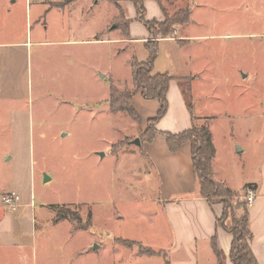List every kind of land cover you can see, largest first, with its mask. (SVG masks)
Listing matches in <instances>:
<instances>
[{"label":"rangeland","instance_id":"obj_1","mask_svg":"<svg viewBox=\"0 0 264 264\" xmlns=\"http://www.w3.org/2000/svg\"><path fill=\"white\" fill-rule=\"evenodd\" d=\"M29 1L31 11L27 18L24 0L12 4L13 17L8 22L3 20L2 26L8 31L2 39L24 40L26 37L41 41L32 46L28 83L19 103L31 115V128L23 141L30 147L33 171L35 228L25 243L30 263L164 264L162 256L139 255V250L144 247L160 250L170 242L159 197L160 180L154 166L141 151L144 130L125 112L112 113L105 101L92 103L93 95H100L103 86L109 91L110 83L120 90L125 85L133 90L131 62L134 58L146 60L143 43L138 39L126 44L116 41L104 52V58L102 49L107 45H100L98 58L91 45L68 47L82 59L80 63L78 58L64 56L58 45L46 44L45 41H50L48 36L36 38L40 33L35 32V0ZM88 1L82 0L66 11L69 15L65 18L70 23L74 21L70 24L69 39L89 37L93 30L113 19L115 23L113 21L111 26L116 27L119 8L138 33L144 28L143 20L170 16L180 7L189 6L193 21L180 25V32L211 35L206 41L207 56L215 58L213 64L220 66L227 74V81L234 84L233 87L228 81L216 90L227 96V91L241 89L252 92L254 102L258 99V134L253 137V144L249 138L245 142L240 136L234 139L251 150L244 154L246 168L261 157L264 152V0H143V20L136 16L135 7L129 1L115 0L119 8L108 0H99L96 4ZM42 21L43 18L40 25ZM112 33L116 38L121 36L120 29H114ZM172 44L168 41L159 43L160 55L153 73L167 72L172 77L170 69L175 48ZM96 60L108 70L89 69L92 68L89 63ZM178 83L183 95L189 94L186 81ZM81 94L85 101L82 103L79 101ZM185 102L187 104L186 99ZM11 107L2 108L3 119L0 120L1 205H4L2 195L12 191L13 158L10 156L18 142L12 133ZM237 117L233 120L235 127L241 126L243 121ZM197 123L203 122L197 119ZM135 138L139 139L138 145L132 142ZM125 139L130 142L127 146L120 143ZM44 174L49 176L46 182ZM239 174H243V169ZM244 196L236 203L231 202L232 195L229 197L236 218L243 214L239 203H245ZM58 210L78 214L81 224L87 227L82 228L81 224L67 218L55 221ZM231 218L229 210L223 219L228 227ZM115 238L134 241L116 242ZM94 245L98 247L93 248ZM5 264H20V261L15 259Z\"/></svg>","mask_w":264,"mask_h":264},{"label":"crops","instance_id":"obj_2","mask_svg":"<svg viewBox=\"0 0 264 264\" xmlns=\"http://www.w3.org/2000/svg\"><path fill=\"white\" fill-rule=\"evenodd\" d=\"M80 1L82 0H71L62 4L63 0H35L33 10L35 24L40 25L39 22L43 18L42 25H36L35 32L40 33L36 38L42 35L48 36L50 41H45L46 44L58 45L64 56L71 55L74 59L78 57L68 47L91 45L95 49L96 54L94 55L97 58L101 55L100 45H107L102 49L104 58V52L109 50L110 44L116 41H123V44H126L129 40L138 39L145 49L144 44L148 40L145 27L136 33L132 23L129 22V38H125L121 30L120 38H116L112 33V30L116 28L111 26L114 19L112 22L106 21L98 29L93 30L89 37L69 39L70 24L74 21L70 23L65 18L69 15L66 11ZM89 1L96 4L99 0ZM16 2L17 0H0V120L3 119L2 108L12 105V133L17 136L18 142L14 145L13 154L10 156L11 159L13 158L11 190L19 194L21 201L19 206L12 210L0 204V264L9 263L15 259L20 261V264H31L25 243L26 238L33 235L35 228L31 150L29 145L23 142L31 128V115L19 103L25 96L24 86L28 83L27 73L32 56V46L41 41H31L26 37L24 40L2 39L4 32L8 31L2 26L3 20L8 22L12 19V4ZM24 5L27 18L31 11V3L29 0H24ZM191 14L192 9L190 8L188 23L193 21ZM5 16H7L6 19H4ZM163 19L164 17L154 18L157 21ZM179 27L180 25L175 27L173 37H166L159 41V43L162 41L173 43L175 48L170 69L173 75L167 91V111L157 121L155 128L159 132L179 133L191 127L192 117L208 123L207 127L211 133V141L215 150L212 158L214 180L232 193V203H236L249 189L255 193L251 203L245 202L248 212L247 227L251 234L249 244L257 263L264 264V152L254 163L250 162L246 168L244 154L247 151L251 153V150H247L246 145L234 139L235 136H240V140L245 142L249 138L253 144V137L258 134L256 125L258 99L254 102L253 93L241 89L231 93L227 91V96L225 92L219 93L216 88L225 85L224 83L229 81L233 87L234 84L230 80L227 81V74L220 66L213 64L215 58L207 56L206 41L211 35L186 33L185 30L180 32ZM159 55L158 49L153 70ZM78 60L82 63V59L78 58ZM216 60L218 61V55ZM102 65L96 60V62L89 63L92 67L89 69L107 71L108 69ZM76 77L75 80L78 81ZM97 77L99 76L96 73V80ZM224 78L225 81H223ZM181 80L188 81L191 110L179 86L178 81ZM239 81L240 78L237 77V82ZM103 87L104 90L100 95H93L92 103L97 104L101 101L108 103L109 91H106L105 86ZM75 94L78 95V93ZM79 101L85 102L83 95ZM131 105L138 116L137 122L145 130L147 121L157 113L159 102L156 99L143 98L138 90L132 95ZM236 117L243 120L240 123L241 126L235 127L233 124ZM141 151L154 166L159 177V197L163 203L162 210L170 236V242L165 248L155 251L164 252L170 264H217L214 251L216 247L225 255V264H231L228 254L232 235L217 223L222 216L223 205L220 202H209L200 196L192 170L189 142L183 143L176 151L171 152L164 136L157 134L151 141L143 142ZM245 168L248 170L247 174L244 173ZM242 169L243 174L241 175L239 171ZM117 239L119 238L114 240ZM136 242L140 243V241Z\"/></svg>","mask_w":264,"mask_h":264},{"label":"trees","instance_id":"obj_3","mask_svg":"<svg viewBox=\"0 0 264 264\" xmlns=\"http://www.w3.org/2000/svg\"><path fill=\"white\" fill-rule=\"evenodd\" d=\"M69 1L71 0H63L62 4ZM108 1L117 5L115 0ZM126 1L133 3L137 14L136 16L143 20V15L145 13L142 4L143 0ZM189 21V6L180 7L170 16L165 15L164 19L161 21L154 19L143 20L144 27L148 32V40L144 44V47L148 52V57L145 61L133 59L131 62V83L133 85V90L127 89L126 85L124 89L120 90L114 84H110L108 98L109 110L112 113L118 111L125 112L132 120L138 121V116L131 105V99L134 92L139 90L143 98L156 99L159 102V108L156 115L147 121L148 126L141 133L144 136L142 141H151L155 135L160 133L164 136L166 145L171 152L176 151L183 143L189 142L191 147L192 170L198 184L200 196L209 202H220L223 205L222 217L217 220V223L221 228L225 229L232 235L231 247L228 254L231 264H258L249 244L251 234L247 227L248 212L246 204L239 203V207L242 208L243 214L241 217L236 218L233 215L229 203V197L232 193L222 184L217 183L213 178L212 158L215 150L211 141V133L207 125L205 123H197V119L192 117L191 127L179 133L159 132L155 128L157 121L164 116L167 111V91L169 82L172 79V77L166 72L153 73V63L158 53L159 41L166 37H173L175 27L187 24ZM129 22L130 19L126 18L122 9L119 8V16L116 18L115 28L120 29L125 38H129L130 36L128 31ZM185 84L188 91L187 80ZM184 97L187 100L188 108L191 110V101L188 100L190 94L185 93ZM120 143L127 146L130 142L125 139ZM112 148L115 149L116 146L113 145ZM229 210L232 217L230 227L226 226L223 222V219L228 216ZM62 218L70 219L78 225L81 224L80 217L76 213L58 210L55 221ZM79 226L82 228L87 227L85 224ZM116 241L129 243L130 240L119 238ZM214 251L217 256V264H225V255L216 247H214ZM139 255L162 256L164 264H170L166 258V254L161 251H155L144 247V249L142 248L139 250Z\"/></svg>","mask_w":264,"mask_h":264},{"label":"built area","instance_id":"obj_4","mask_svg":"<svg viewBox=\"0 0 264 264\" xmlns=\"http://www.w3.org/2000/svg\"><path fill=\"white\" fill-rule=\"evenodd\" d=\"M255 196V193L252 189H249L247 193L245 194V202L246 203H251ZM2 203L11 209H15L17 205L19 204L20 201V196L17 194L15 191H11L10 193L4 194L1 197Z\"/></svg>","mask_w":264,"mask_h":264},{"label":"water","instance_id":"obj_5","mask_svg":"<svg viewBox=\"0 0 264 264\" xmlns=\"http://www.w3.org/2000/svg\"><path fill=\"white\" fill-rule=\"evenodd\" d=\"M112 28H114V25L112 26ZM134 144L138 145L139 144V139L138 138H135L133 141H132ZM103 155V154H101ZM44 182L48 181L49 180V176L47 174H44ZM98 246L97 245H94L93 248H97Z\"/></svg>","mask_w":264,"mask_h":264}]
</instances>
